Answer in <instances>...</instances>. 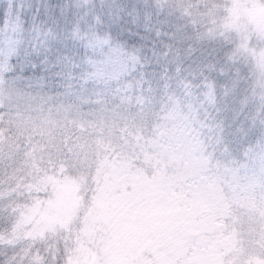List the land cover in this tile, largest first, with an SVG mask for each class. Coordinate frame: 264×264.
Segmentation results:
<instances>
[{
  "label": "rangeland",
  "instance_id": "374dc122",
  "mask_svg": "<svg viewBox=\"0 0 264 264\" xmlns=\"http://www.w3.org/2000/svg\"><path fill=\"white\" fill-rule=\"evenodd\" d=\"M143 31L144 60L102 48ZM126 72L180 84L161 111L170 135L113 123L134 108ZM261 95L264 0H0V264H264V142L238 153L264 131ZM231 123L233 166L213 169L204 137L221 124L229 140Z\"/></svg>",
  "mask_w": 264,
  "mask_h": 264
},
{
  "label": "trees",
  "instance_id": "16d2710c",
  "mask_svg": "<svg viewBox=\"0 0 264 264\" xmlns=\"http://www.w3.org/2000/svg\"><path fill=\"white\" fill-rule=\"evenodd\" d=\"M196 28L201 29V27H196ZM196 31H198V30H196ZM146 35H147L146 31L145 32L143 31V35H136V34L135 35H133V34L132 35H126L125 34V35H121V36H114L113 35V36H111L113 38L112 41L106 42L105 44H103V45L101 44V45H102V48H105V46L113 47L111 45L112 43H117V42L123 43L125 45V48L117 47L114 50V51H120L121 52L120 55L122 58L124 57V55H123V53H124L126 55V59H129L130 62L132 60H134V61L139 60V59L144 60L147 58V56H149L147 54L148 51L145 50L146 52L144 53V49L146 47ZM151 41L152 40H151V36H150V42ZM225 49H226V45H225ZM155 51H156V47L152 50V53H154ZM136 53H140L141 58H139L138 54H136ZM95 54L97 55L98 53H94V55ZM163 62L164 63H161V65H159V70L169 73L173 69L174 73L177 74V76L175 77V80L179 81L181 84H182V82L179 79L180 76H183L186 79H188L189 77H191V78L194 77V75L184 76L186 71H183L184 66L181 62H178V61L177 62H171L172 63L171 69H169V66L166 65L167 60L163 61ZM168 64H170V63H168ZM231 68L233 70H235L237 72V74L239 75V77H241L242 79H243L244 74L247 73L246 70L240 71V70H237L235 67H232V66H231ZM125 74H127V72ZM131 76L132 75H129V73H128L127 76H125V79L122 80L118 84V86H120V88H122V90L119 91V94L121 96L125 97V99L133 100V102H130L128 107L132 106L134 108L127 110L126 108H124V107H126V106H124V104L122 105L123 108L119 104V106H120L119 110H118L119 113H117L118 118L117 119L114 118L113 123L116 125V127L122 126L124 129L127 130V129H129L127 125L129 124L130 120L132 123V118L135 117V119H136L138 117H141L140 121L138 123H135V126L139 127L138 129L141 128L148 134L157 133V135H159L160 138L163 137L165 132L170 135L171 128H169L168 125L166 124L167 113L164 114L165 110L163 113H161V111L166 105H167V107L171 105L170 104L171 102H169V101L174 97V95H175V97H177L176 92L179 91L178 89L180 87V84H178V85L175 84L173 86L172 82L166 83L165 77H167V75H163V77H161V78L159 76L154 77L151 80H149L148 82H142L140 84H138V82H137L135 84L134 78ZM89 77L96 79L97 74L94 73V71H91L89 73ZM194 81L199 84L201 82H204L205 80L203 78H201L200 76H198V77L195 76ZM126 85L128 87H125ZM182 87H184V84L182 85ZM227 98H228V96H225V101L227 100ZM73 102L76 103V100L73 99ZM109 102H110V100H107L106 102L102 101V103L100 105L108 104ZM94 103L95 102H93L91 105H88V107H86V109H88V110L83 112L85 115H88V112L90 111L91 108L93 110H95ZM111 103L112 104L110 106H114L115 102L112 101ZM179 103L184 104L185 102L179 101ZM244 103H245V101H244ZM188 104H192V103H189V101H187V104H184V105H188ZM256 109H258V110L255 112H257L260 116H262L264 118V95H261V102L256 107ZM127 114H128V116H130L128 121H127ZM81 115H83V114L81 113ZM72 116H73V114H72ZM72 116H70V117H72ZM70 117L61 118L62 119L61 123H58V125H57V127H59L58 133H61L60 131H63V130H60L61 128H63L64 130H67V129L72 127V126H69V124H70L69 118ZM217 119H221V113L218 115ZM241 120H242V126L245 127V128H243L244 130H248V128H246V127L252 128V125L256 126V124L253 122H251V124L245 126V123H247L249 121L245 120L243 116H242ZM220 126H221V124L216 125V128H217L216 133L212 134L211 136L207 135L206 137H204V141L206 144H208V142H206V140H205L207 137L210 141H212V139L214 138L219 142L217 151H213V152H214V158H216V156H217V159H219V161H221V165L215 164V167L213 169L228 167V165H230V167H232L233 165H231L230 163L227 164L226 162L233 160L234 156L231 153L238 147V141L236 138L237 132L234 131V130H236V128H234V127H239V124H238V126H235L231 123V125L226 127L225 131L228 128H229V130L232 131V134H231L229 140H227L228 137L225 138V136H224V138H223ZM260 127H261V130H264V122H262V124H260ZM253 130H255V132L257 131L256 129H253ZM71 132L72 131L70 130L69 133H71ZM126 132L127 131H124L122 133L125 134ZM205 132L210 133L208 131H205ZM75 134L79 135L81 133L79 132V133H75ZM84 134H85V132H84ZM232 135H234V141L235 142L232 140ZM193 137L196 140L201 139V135L199 133H196V132L193 135ZM242 139H244V135H242L241 140ZM245 139L249 140L251 142H249V141L244 142L243 145L238 149L239 155H242V156L244 154H248V152L252 151L253 149L258 148V146L264 142V131L260 137H257V134L256 135L253 134L252 136L249 135ZM182 142L183 141H181V143H179V142H173L172 143L173 144L172 146L181 149V151L179 153L180 154L179 157H184V154L188 155L187 154L188 148L184 147ZM184 144H187V143L184 142ZM181 159H184V158H181ZM210 162L215 163L212 159H210ZM240 166H243V165H240ZM87 191H90V186L85 187L83 194H85ZM88 201H89V199H86V197H84L82 199V204H87ZM78 213H80V211ZM55 248L58 249L59 246L57 245Z\"/></svg>",
  "mask_w": 264,
  "mask_h": 264
}]
</instances>
